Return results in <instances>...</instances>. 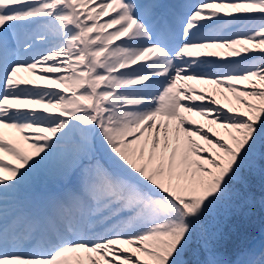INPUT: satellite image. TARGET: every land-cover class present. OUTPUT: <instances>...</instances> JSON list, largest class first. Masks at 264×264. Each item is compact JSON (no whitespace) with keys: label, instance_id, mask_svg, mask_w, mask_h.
Wrapping results in <instances>:
<instances>
[{"label":"snow or ice","instance_id":"6c2138e0","mask_svg":"<svg viewBox=\"0 0 264 264\" xmlns=\"http://www.w3.org/2000/svg\"><path fill=\"white\" fill-rule=\"evenodd\" d=\"M257 178L264 0H0V264H264Z\"/></svg>","mask_w":264,"mask_h":264},{"label":"rangeland","instance_id":"374dc122","mask_svg":"<svg viewBox=\"0 0 264 264\" xmlns=\"http://www.w3.org/2000/svg\"><path fill=\"white\" fill-rule=\"evenodd\" d=\"M254 195L257 200V211L250 220H245L241 217H232L229 221V236L230 245L242 244L249 246L250 241L253 239L255 232L260 230L264 226V213L259 210L258 202L264 199V187H262L259 178L256 179L253 185ZM215 224L213 217H208L205 221L204 227L211 230ZM252 238L250 241H248Z\"/></svg>","mask_w":264,"mask_h":264},{"label":"bare ground","instance_id":"6f19581e","mask_svg":"<svg viewBox=\"0 0 264 264\" xmlns=\"http://www.w3.org/2000/svg\"><path fill=\"white\" fill-rule=\"evenodd\" d=\"M199 119V118H197ZM262 229H264V226L260 229V232L255 236V238L251 241L249 246L252 245H259L261 240L264 239V235H262Z\"/></svg>","mask_w":264,"mask_h":264}]
</instances>
